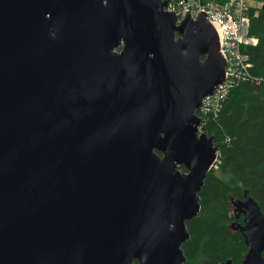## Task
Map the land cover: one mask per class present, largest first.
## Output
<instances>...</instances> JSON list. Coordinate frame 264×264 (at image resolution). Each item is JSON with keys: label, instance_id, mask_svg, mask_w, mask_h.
<instances>
[{"label": "water", "instance_id": "obj_1", "mask_svg": "<svg viewBox=\"0 0 264 264\" xmlns=\"http://www.w3.org/2000/svg\"><path fill=\"white\" fill-rule=\"evenodd\" d=\"M166 3L0 0V264L184 263L225 62ZM238 208L239 264H264V210Z\"/></svg>", "mask_w": 264, "mask_h": 264}, {"label": "trees", "instance_id": "obj_2", "mask_svg": "<svg viewBox=\"0 0 264 264\" xmlns=\"http://www.w3.org/2000/svg\"><path fill=\"white\" fill-rule=\"evenodd\" d=\"M251 1L261 4L248 11V35L257 43L241 47L251 66L246 78L230 89L218 114L200 127L212 137L218 157L198 193L199 213L186 222L183 264H239L246 246L242 234L229 229L234 218L229 197L241 201L247 194L264 210V0Z\"/></svg>", "mask_w": 264, "mask_h": 264}, {"label": "built area", "instance_id": "obj_3", "mask_svg": "<svg viewBox=\"0 0 264 264\" xmlns=\"http://www.w3.org/2000/svg\"><path fill=\"white\" fill-rule=\"evenodd\" d=\"M166 2L164 10L174 13L177 24L187 16L194 20L202 13L217 33L218 51L225 61V72L223 81L213 89L212 94L205 96L200 102L197 116L201 124H204L209 117L218 114L230 89L246 78L247 69L251 66L246 63L247 57L241 52L242 46H254L257 43L255 37L248 35L249 0H166ZM215 165L213 166L216 167Z\"/></svg>", "mask_w": 264, "mask_h": 264}, {"label": "flooded vegetation", "instance_id": "obj_4", "mask_svg": "<svg viewBox=\"0 0 264 264\" xmlns=\"http://www.w3.org/2000/svg\"><path fill=\"white\" fill-rule=\"evenodd\" d=\"M181 172H184L183 170H181ZM243 200L241 201H237L235 204V214H233V220L231 222H235L232 226V231H239L238 227H239V224L242 225L243 224V214L240 213L239 211V208H238V205L240 204V202H242ZM240 232V231H239ZM241 233V232H240ZM242 234V233H241ZM135 263V262H134ZM133 263V264H134Z\"/></svg>", "mask_w": 264, "mask_h": 264}, {"label": "rangeland", "instance_id": "obj_5", "mask_svg": "<svg viewBox=\"0 0 264 264\" xmlns=\"http://www.w3.org/2000/svg\"><path fill=\"white\" fill-rule=\"evenodd\" d=\"M249 3L251 4V5H256V6H258V3H255V2H253V1H249ZM237 202V200H234V198L233 197H229V207H230V213H231V215H233V214H235V203ZM235 222H231V224L229 225V229H231V231H232V226L231 225H233Z\"/></svg>", "mask_w": 264, "mask_h": 264}, {"label": "crops", "instance_id": "obj_6", "mask_svg": "<svg viewBox=\"0 0 264 264\" xmlns=\"http://www.w3.org/2000/svg\"><path fill=\"white\" fill-rule=\"evenodd\" d=\"M253 6V5H252Z\"/></svg>", "mask_w": 264, "mask_h": 264}]
</instances>
